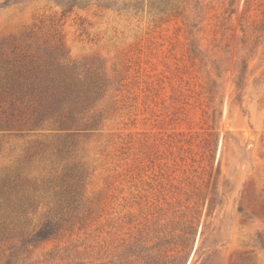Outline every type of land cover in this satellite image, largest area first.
<instances>
[{
	"label": "rangeland",
	"instance_id": "374dc122",
	"mask_svg": "<svg viewBox=\"0 0 264 264\" xmlns=\"http://www.w3.org/2000/svg\"><path fill=\"white\" fill-rule=\"evenodd\" d=\"M4 1L0 46L97 97L63 127L26 111L0 128V181L28 174L36 146H67L59 174L84 170L63 210L40 179L12 193L17 216L0 196V264H264V0H199L160 21L115 9L128 0L64 15L54 0ZM48 220L58 235L35 240Z\"/></svg>",
	"mask_w": 264,
	"mask_h": 264
},
{
	"label": "trees",
	"instance_id": "16d2710c",
	"mask_svg": "<svg viewBox=\"0 0 264 264\" xmlns=\"http://www.w3.org/2000/svg\"><path fill=\"white\" fill-rule=\"evenodd\" d=\"M54 1L59 5L62 15L71 12L75 7L83 8L89 4L103 8L116 7V3L107 4L102 0ZM198 1L128 0L115 9L117 11L129 10L135 15L146 10L150 16L157 18L158 21L176 17L186 19L192 10L199 7ZM9 2L12 0H5L4 4ZM261 14L259 28L256 30L264 32V11ZM189 25L192 26L193 24L190 23ZM32 36V31L25 32V37L31 38ZM4 47H7V52L4 51ZM51 48L54 53H57L61 50L62 43L57 40ZM17 50L18 46L13 43L0 46V128L8 127L15 120H20L18 117L26 111L29 112V115L25 117L24 123L28 122L34 126L57 123L63 127L68 124L67 121H74L77 114L86 111L92 104V100L96 99L97 91L77 89L72 84H68L65 79L53 76L49 68L51 64L46 66L47 70L44 71L43 75L39 74L38 65H32L25 61ZM196 51V48L191 44L190 53L193 58L196 57ZM244 73L245 71L242 69L235 80L238 91L243 89ZM69 153L70 150L66 145H58L50 152H47V148L43 149L41 146H36L26 156L27 162L30 163L28 174L8 176L0 181V196L5 197L4 203L7 209L12 214H16L15 216L23 213L22 198H18L19 202H14L11 199L12 193L18 194L20 190L27 191L29 188H34L35 185H38L36 182L39 179L40 185L46 181L49 187L59 188L56 197H58L57 205L61 210L77 203V197L80 196L84 179V170L79 171L74 164L70 166L66 164L64 171L58 173L61 162L67 158ZM38 170L45 172L46 176L42 178L35 175L28 176L33 171ZM59 181L60 184H58ZM22 197L25 198L28 207H31L33 200H30L29 195L27 197L22 195ZM59 226L58 221L48 220L34 231L33 237L35 240L55 238L58 235ZM259 242L264 247V238H261Z\"/></svg>",
	"mask_w": 264,
	"mask_h": 264
}]
</instances>
